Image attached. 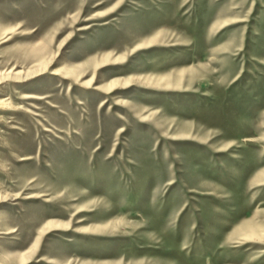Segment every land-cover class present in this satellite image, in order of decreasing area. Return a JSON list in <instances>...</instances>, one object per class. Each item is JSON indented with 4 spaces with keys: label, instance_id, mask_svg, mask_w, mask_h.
<instances>
[{
    "label": "rangeland",
    "instance_id": "rangeland-1",
    "mask_svg": "<svg viewBox=\"0 0 264 264\" xmlns=\"http://www.w3.org/2000/svg\"><path fill=\"white\" fill-rule=\"evenodd\" d=\"M0 264H264V0H0Z\"/></svg>",
    "mask_w": 264,
    "mask_h": 264
},
{
    "label": "bare ground",
    "instance_id": "bare-ground-1",
    "mask_svg": "<svg viewBox=\"0 0 264 264\" xmlns=\"http://www.w3.org/2000/svg\"><path fill=\"white\" fill-rule=\"evenodd\" d=\"M158 37H159V36H158ZM158 37H155V38H158ZM155 38L151 39L150 41L153 42V41H155V40H158V39H155Z\"/></svg>",
    "mask_w": 264,
    "mask_h": 264
}]
</instances>
